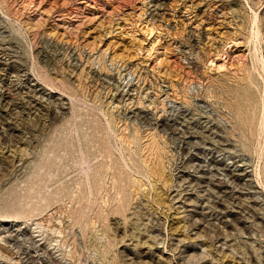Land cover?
I'll list each match as a JSON object with an SVG mask.
<instances>
[{"label": "rangeland", "instance_id": "obj_1", "mask_svg": "<svg viewBox=\"0 0 264 264\" xmlns=\"http://www.w3.org/2000/svg\"><path fill=\"white\" fill-rule=\"evenodd\" d=\"M0 264H264V0H0Z\"/></svg>", "mask_w": 264, "mask_h": 264}, {"label": "bare ground", "instance_id": "obj_2", "mask_svg": "<svg viewBox=\"0 0 264 264\" xmlns=\"http://www.w3.org/2000/svg\"><path fill=\"white\" fill-rule=\"evenodd\" d=\"M102 170V169H101ZM241 170H239V172H240ZM241 175V174H240ZM243 175V174H242Z\"/></svg>", "mask_w": 264, "mask_h": 264}]
</instances>
